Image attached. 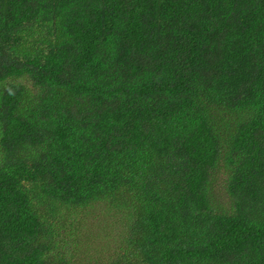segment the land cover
<instances>
[{
  "label": "trees",
  "instance_id": "16d2710c",
  "mask_svg": "<svg viewBox=\"0 0 264 264\" xmlns=\"http://www.w3.org/2000/svg\"><path fill=\"white\" fill-rule=\"evenodd\" d=\"M0 264H264V0H0Z\"/></svg>",
  "mask_w": 264,
  "mask_h": 264
},
{
  "label": "rangeland",
  "instance_id": "374dc122",
  "mask_svg": "<svg viewBox=\"0 0 264 264\" xmlns=\"http://www.w3.org/2000/svg\"><path fill=\"white\" fill-rule=\"evenodd\" d=\"M221 185H222V187H223V182H221V180L220 181H218V183H217V185H216V190L218 191V193L219 194H222V193H220V189H223V188H221ZM223 197V196H222ZM224 198V197H223ZM222 200H224V199H222ZM222 202V201H221Z\"/></svg>",
  "mask_w": 264,
  "mask_h": 264
}]
</instances>
